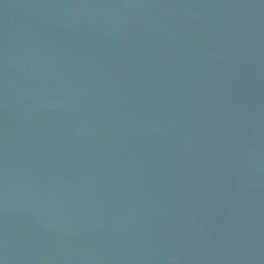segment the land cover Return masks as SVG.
Segmentation results:
<instances>
[{
	"label": "water",
	"instance_id": "95a60500",
	"mask_svg": "<svg viewBox=\"0 0 264 264\" xmlns=\"http://www.w3.org/2000/svg\"><path fill=\"white\" fill-rule=\"evenodd\" d=\"M0 264H264V0H0Z\"/></svg>",
	"mask_w": 264,
	"mask_h": 264
}]
</instances>
